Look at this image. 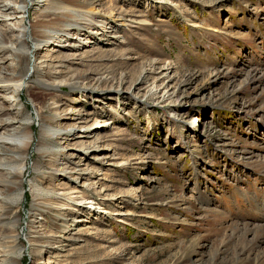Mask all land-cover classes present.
I'll return each mask as SVG.
<instances>
[{"label":"rangeland","instance_id":"obj_1","mask_svg":"<svg viewBox=\"0 0 264 264\" xmlns=\"http://www.w3.org/2000/svg\"><path fill=\"white\" fill-rule=\"evenodd\" d=\"M81 1L30 10L87 23L36 75L0 52L32 137L0 155V264H264V0Z\"/></svg>","mask_w":264,"mask_h":264},{"label":"bare ground","instance_id":"obj_2","mask_svg":"<svg viewBox=\"0 0 264 264\" xmlns=\"http://www.w3.org/2000/svg\"><path fill=\"white\" fill-rule=\"evenodd\" d=\"M47 2L48 0H23L21 3H17L14 0L0 1V23H9V27L11 28H7L6 32L12 31L14 34L17 33L14 40H9L6 35L2 33L0 34V49L2 50H0V52L3 53L4 51L10 50L18 59L19 65L23 63V60H27L29 75H31V73L32 75H36L42 69L46 68L45 63L43 62L37 63L35 66L31 65L32 63L30 59H32L33 54L36 50L49 43H53L52 45H55L57 43V40L60 38L59 36H62L65 33H72L73 31L76 32V34L83 33V31H79L85 28V25L87 24L84 20L80 19L77 16V13L70 11L67 13L66 17H63V21L59 22L54 20L53 22L46 23L40 19L33 23L31 26H28L26 24V21L29 19L28 14L30 10L33 7H37L38 9L40 8L41 11L44 9V7L48 6ZM66 3L76 9H85L90 6V2H82L81 0H67ZM61 14H63V12H56L54 15L58 18ZM53 39H55L54 42L52 41ZM76 39L78 40L79 38ZM79 40L83 41L84 49L90 43L86 40ZM28 43H30L31 47H28ZM55 51L56 50H53V53H55ZM7 72L8 71H6L5 73ZM23 81L24 80L22 72L13 73L9 80L4 77L0 78V87H3L5 90L7 89V91L12 90L13 93V97L10 98L3 96L2 98H4V101L20 103L23 91L28 88V84ZM37 84L41 85L42 88H56L53 85H49L43 82L41 80V76H39ZM58 88L59 87H57V89ZM0 112V116L8 113V111L5 109H2ZM21 114L22 112L20 113V115ZM19 123L20 126L17 127L16 125ZM106 126L107 123L102 124V127ZM10 128L17 129V131L20 132V136L14 137L13 134H7L6 132H8V129ZM95 131H97V129L93 130V132ZM41 132L43 133L45 140H49L51 138H54L56 132L59 133L60 131H51L50 127L43 126L41 128ZM68 133L69 130H66L64 134ZM31 139L32 137L30 135V124H23L19 116L13 117L12 115L0 121V155H7V153L10 152L8 151L9 148L16 147L17 150L13 152H18L16 154H19V157L23 158L26 154L24 149H26L29 143H31ZM12 264L17 263L14 260Z\"/></svg>","mask_w":264,"mask_h":264}]
</instances>
